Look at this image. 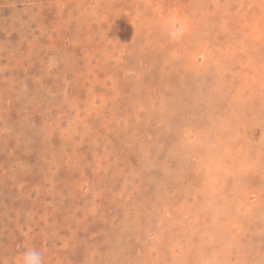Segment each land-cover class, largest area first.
<instances>
[{
    "label": "rangeland",
    "instance_id": "1",
    "mask_svg": "<svg viewBox=\"0 0 264 264\" xmlns=\"http://www.w3.org/2000/svg\"><path fill=\"white\" fill-rule=\"evenodd\" d=\"M264 264V0H0V264Z\"/></svg>",
    "mask_w": 264,
    "mask_h": 264
},
{
    "label": "clouds",
    "instance_id": "2",
    "mask_svg": "<svg viewBox=\"0 0 264 264\" xmlns=\"http://www.w3.org/2000/svg\"><path fill=\"white\" fill-rule=\"evenodd\" d=\"M21 264H45L44 256L35 248L27 249L21 258Z\"/></svg>",
    "mask_w": 264,
    "mask_h": 264
}]
</instances>
